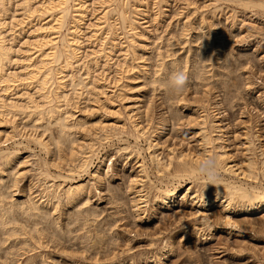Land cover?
Listing matches in <instances>:
<instances>
[{
	"label": "bare ground",
	"instance_id": "6f19581e",
	"mask_svg": "<svg viewBox=\"0 0 264 264\" xmlns=\"http://www.w3.org/2000/svg\"><path fill=\"white\" fill-rule=\"evenodd\" d=\"M241 1L244 8H264L262 2ZM168 2L0 0V264H63L64 256L77 255L64 247L66 233L80 239L84 249L105 244V235L118 229L116 218L94 234L83 226L98 220L101 190L114 197L115 154H132L138 162L126 183V202L136 221L156 206L175 203L178 196H190L201 210L215 201L226 210L264 207L259 181L263 149L258 158L245 136L247 153L239 163L235 160L222 125V99L213 95L215 84H230L231 63L215 51L224 37L219 25L223 9L199 13L193 21L183 12L175 32L153 37L146 19L158 30ZM150 43L155 44L154 56ZM180 71L187 82L176 92L170 77ZM189 81L199 96L187 95ZM148 85L158 91L168 112L155 113L154 96L143 99ZM168 122L172 131L183 122L195 127L196 149L166 145ZM204 174L208 178L197 184ZM181 179L189 184H180ZM171 180H178L177 185ZM76 222L80 227L72 229ZM170 246L166 241L164 248Z\"/></svg>",
	"mask_w": 264,
	"mask_h": 264
},
{
	"label": "rangeland",
	"instance_id": "374dc122",
	"mask_svg": "<svg viewBox=\"0 0 264 264\" xmlns=\"http://www.w3.org/2000/svg\"><path fill=\"white\" fill-rule=\"evenodd\" d=\"M207 1L210 2L207 3ZM249 2L259 4L260 2L264 3V0H250ZM241 3V0H169L166 9H164V16L159 18L158 30H155L150 17L146 19H150L147 26L152 30L153 37L159 34L165 37L168 31L175 32L177 30V24L181 22L183 12L184 14L187 13L189 19L193 21L200 15H210L211 10H214L213 8L223 9L219 25L220 35L224 37L222 42L217 43L220 46L216 45L215 51L218 54L220 52L222 56H226L228 63H231L229 64L230 77L226 78L230 84L228 88H222L220 85L215 84L218 88L213 90V95L218 94L217 99H222L223 108L220 109L221 115H223L222 125L227 131L229 150L238 163L241 161L243 154L247 153L245 150L247 146L245 136L250 137L249 139L253 141L254 151L258 158L262 157L260 149H263L264 152V8L256 5L244 8L240 6ZM234 21L236 22L234 23ZM197 42H200V40ZM229 49H233L232 57L227 56ZM149 52L154 56L156 52L154 43H150ZM245 78L250 82L249 89L246 87ZM194 87V83L189 81L187 95L190 98L199 96L195 94ZM142 92V97L145 96L143 99L152 96H154L153 99L156 98L157 103H155L154 110L156 114L159 111L168 112L167 104L165 103V105L158 100V91H153L152 86H146ZM170 127L171 123L168 122L165 132L166 137H164L167 140L166 143L168 142L166 145L196 149L197 129L195 127L186 125L185 122H183V126L179 131L174 130V132L170 130ZM18 139L20 140V138ZM129 141L133 143L132 138ZM29 146L34 148L37 145L30 142ZM102 150L99 157L104 155V150ZM142 153L147 160V154L144 151ZM96 161L95 159L94 164ZM111 161L113 162L114 178L112 185L114 197H111L106 190H101V198L96 208L99 213L98 220L96 222L88 221L83 227L94 234L95 230L98 231L97 229H101L100 231L105 230L106 226L108 227L109 223H112L109 221L116 218L118 229L113 233V236L110 235L111 240L109 235H105V244L90 249L86 247L90 251L84 249V244H81L80 239H71V236L66 233L62 243L68 250H77V255L67 259L64 256L63 259L66 262L63 264H264V207L252 212H243L239 209L226 210L221 201H215L205 205V208L201 210L190 201V196L183 197V199L182 196H178L175 203L167 207L156 206L155 210L145 212L140 216V220L136 221L132 218L129 203L126 202L129 198L126 183L129 176L136 174L138 162L132 154L122 157L115 154L112 156ZM111 161H108V163ZM91 169H93V166ZM207 176V174H204L196 183H202L208 178ZM263 177L264 175L259 176L262 186H264ZM151 179L154 184H157L153 176H151ZM177 181L171 180V183L177 185ZM179 182L182 185L189 184L187 179H181ZM150 194L152 195V192ZM150 194L149 197L151 198ZM95 200L96 197L92 201ZM71 225L72 229H76L81 224L76 222ZM68 240L70 241L68 242ZM166 241L171 244L168 249L164 248ZM98 249L100 251H96ZM160 252L163 255L158 258L159 260H155L154 256H159Z\"/></svg>",
	"mask_w": 264,
	"mask_h": 264
},
{
	"label": "clouds",
	"instance_id": "9594fccd",
	"mask_svg": "<svg viewBox=\"0 0 264 264\" xmlns=\"http://www.w3.org/2000/svg\"><path fill=\"white\" fill-rule=\"evenodd\" d=\"M187 82V76L182 71L175 72L170 77V85L172 86L173 90L176 92H180L184 89Z\"/></svg>",
	"mask_w": 264,
	"mask_h": 264
}]
</instances>
